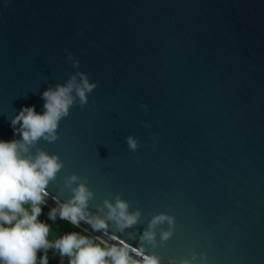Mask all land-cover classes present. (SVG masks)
<instances>
[{"label": "water", "instance_id": "1", "mask_svg": "<svg viewBox=\"0 0 264 264\" xmlns=\"http://www.w3.org/2000/svg\"><path fill=\"white\" fill-rule=\"evenodd\" d=\"M77 71L97 87L58 140L38 143L63 161L46 204L72 195L64 178L75 172L93 212L117 193L142 210L123 233L81 222L95 237L138 247L166 212L173 235L145 245L161 264L193 252L205 264H264V0H0V140L19 138L13 116L43 114V91Z\"/></svg>", "mask_w": 264, "mask_h": 264}, {"label": "clouds", "instance_id": "2", "mask_svg": "<svg viewBox=\"0 0 264 264\" xmlns=\"http://www.w3.org/2000/svg\"><path fill=\"white\" fill-rule=\"evenodd\" d=\"M68 60L78 68L79 61L71 52ZM96 87L85 72L77 71L66 82L43 91V114L37 113L34 106H22L10 120L14 135L19 138L0 140V264H48L49 250L58 253L62 261L67 258L68 264H161V257L147 252L145 245L156 248L170 239L176 226L172 214H153L139 235L138 247L118 237H112L111 243L102 236L93 238L87 229L55 235L54 229L39 219L49 197L48 186L56 179L63 161L59 154H50L38 143L42 139L49 143L58 140L60 121L77 102L83 108L88 94ZM125 139L129 150L139 148L134 135ZM64 187L72 195L64 201L54 197L55 207L48 212L54 222L59 218L77 228L83 222L92 231L105 234L110 224L120 233L140 224L142 210L130 211L129 202L119 193L114 200L105 198L93 212L89 202L95 194L86 176L73 172L64 178ZM164 224L167 228L161 227ZM199 255L201 259L197 260L193 252L190 258L180 259L179 264H205L206 254ZM168 264H177V258H170Z\"/></svg>", "mask_w": 264, "mask_h": 264}, {"label": "trees", "instance_id": "3", "mask_svg": "<svg viewBox=\"0 0 264 264\" xmlns=\"http://www.w3.org/2000/svg\"><path fill=\"white\" fill-rule=\"evenodd\" d=\"M52 207L48 206L47 204L43 205V212L39 219L45 223H48L50 227L54 229L55 235H63L69 232L77 231V232H83V228L75 227L71 225L67 221H61L59 218L54 222L48 218V212L50 211ZM91 237L95 238L92 234L89 232L87 233ZM43 255V253H41ZM48 264H68L67 258H64L63 261L61 260V257L58 253H56L54 250H49L48 252Z\"/></svg>", "mask_w": 264, "mask_h": 264}]
</instances>
